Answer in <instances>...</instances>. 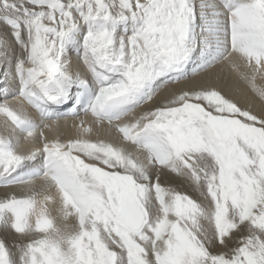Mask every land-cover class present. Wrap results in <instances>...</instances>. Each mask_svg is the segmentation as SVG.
<instances>
[{"label":"snow or ice","instance_id":"snow-or-ice-1","mask_svg":"<svg viewBox=\"0 0 264 264\" xmlns=\"http://www.w3.org/2000/svg\"><path fill=\"white\" fill-rule=\"evenodd\" d=\"M258 78L264 0H0V264H264Z\"/></svg>","mask_w":264,"mask_h":264},{"label":"bare ground","instance_id":"bare-ground-1","mask_svg":"<svg viewBox=\"0 0 264 264\" xmlns=\"http://www.w3.org/2000/svg\"><path fill=\"white\" fill-rule=\"evenodd\" d=\"M216 71L219 73V78L215 80L214 83H216V85L221 88L226 94L246 101L247 106L249 107H254L256 109H259L261 107V102L253 95L247 84L239 80L236 74L231 72L226 64L218 66ZM257 82L259 84H264V79L258 78ZM2 121L3 118L0 117V135L6 134L5 130L2 127ZM52 214L54 216H57V212L55 211V209H53Z\"/></svg>","mask_w":264,"mask_h":264},{"label":"rangeland","instance_id":"rangeland-1","mask_svg":"<svg viewBox=\"0 0 264 264\" xmlns=\"http://www.w3.org/2000/svg\"><path fill=\"white\" fill-rule=\"evenodd\" d=\"M178 182L179 181H177V183ZM178 184L180 185V182ZM182 190L187 191L189 194L193 195L194 197L196 196V194L194 192H192L191 188H189L187 186H182ZM8 239H9L10 242H13L16 239V237H15L14 234H10Z\"/></svg>","mask_w":264,"mask_h":264}]
</instances>
